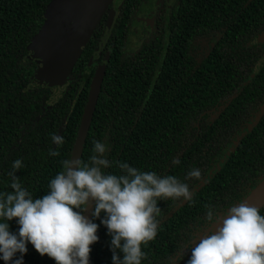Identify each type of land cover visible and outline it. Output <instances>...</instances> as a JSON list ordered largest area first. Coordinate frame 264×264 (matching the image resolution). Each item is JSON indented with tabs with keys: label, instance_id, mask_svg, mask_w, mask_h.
I'll return each instance as SVG.
<instances>
[{
	"label": "trees",
	"instance_id": "1",
	"mask_svg": "<svg viewBox=\"0 0 264 264\" xmlns=\"http://www.w3.org/2000/svg\"><path fill=\"white\" fill-rule=\"evenodd\" d=\"M50 1L0 0V192L12 191L8 173L20 159L15 175L22 186L34 199L48 193L61 161L71 159L91 81L105 64L81 160L99 140L113 162L106 174H121L119 161L188 183L190 201L158 200L157 235L142 245L141 262L188 264L200 240L264 179V0H175L172 7L163 0L151 35L133 52L128 36L145 0H116L55 101L54 86L36 82L39 65L29 54ZM53 134L65 142L56 145ZM191 169L200 170V180L186 179ZM259 210L264 216V206ZM209 211L217 214L213 223ZM103 218H92L99 239L89 264H112ZM8 223L17 233L16 220ZM23 264L56 262L28 243Z\"/></svg>",
	"mask_w": 264,
	"mask_h": 264
},
{
	"label": "clouds",
	"instance_id": "2",
	"mask_svg": "<svg viewBox=\"0 0 264 264\" xmlns=\"http://www.w3.org/2000/svg\"><path fill=\"white\" fill-rule=\"evenodd\" d=\"M51 139L56 145L65 142L61 135ZM93 144L87 162L61 161L62 170L42 198L34 199L15 175L22 161L12 163V191L0 192V259L5 264H23L28 243L56 264H89L91 245L99 239V225L82 214L89 201L95 202L94 218L104 213L101 223L111 236L112 264H141L147 258L142 245L157 235L158 200L192 199L188 183L172 175L140 171L119 161L115 163L121 174H106L103 170L113 163L105 156L108 145L99 140ZM186 179L200 180V170H189ZM13 219L19 225L17 233L9 231L8 221ZM207 219L213 223L217 214L209 211ZM16 253L21 256L13 260ZM188 264H264V216L259 208L246 202L230 207L222 226L192 249Z\"/></svg>",
	"mask_w": 264,
	"mask_h": 264
},
{
	"label": "water",
	"instance_id": "3",
	"mask_svg": "<svg viewBox=\"0 0 264 264\" xmlns=\"http://www.w3.org/2000/svg\"><path fill=\"white\" fill-rule=\"evenodd\" d=\"M114 1H50L46 8L44 25L29 43L30 57L39 65L35 75V80L38 84L54 87H61L67 84L69 76L95 29ZM165 2L168 7H172L175 0H165ZM116 14L117 9L115 7L111 8L107 23L108 29H111ZM258 42H264V32L258 37ZM105 74L106 65L102 64L96 70L91 81L88 101L84 109L71 159H81L82 157ZM242 202L258 208L264 206V179L252 189ZM94 207L95 202L89 201L87 210L83 213L89 220L93 218ZM223 219L214 225L215 231L222 226Z\"/></svg>",
	"mask_w": 264,
	"mask_h": 264
},
{
	"label": "rangeland",
	"instance_id": "4",
	"mask_svg": "<svg viewBox=\"0 0 264 264\" xmlns=\"http://www.w3.org/2000/svg\"><path fill=\"white\" fill-rule=\"evenodd\" d=\"M162 0H145L140 12L135 16L134 23L128 36L127 52L137 50L142 42L151 35L150 25L154 24L153 15L161 5ZM64 86L54 87L53 101L58 99L64 91Z\"/></svg>",
	"mask_w": 264,
	"mask_h": 264
},
{
	"label": "flooded vegetation",
	"instance_id": "5",
	"mask_svg": "<svg viewBox=\"0 0 264 264\" xmlns=\"http://www.w3.org/2000/svg\"><path fill=\"white\" fill-rule=\"evenodd\" d=\"M159 1H160V0H159ZM162 1H163V0H162ZM115 2H116V0H115L113 3H115ZM113 3H112V4H113ZM112 4H111V5H112ZM110 7H111V6H110ZM114 7H115V8L117 9V11H118V8H117V7H120V5H117V6L115 5ZM112 8H113V7H112ZM107 11H108V10H107ZM110 12H111V11H110ZM155 13H156V12H155ZM155 13H154V15H155ZM109 15H110V14H109ZM154 15H153V19H154V17H155ZM108 19H109V18H108ZM107 23H108V21H107ZM113 23H114V22H113ZM150 27H151V30H152V24L150 25ZM107 29H108V28H107ZM108 30H110V29H108Z\"/></svg>",
	"mask_w": 264,
	"mask_h": 264
}]
</instances>
